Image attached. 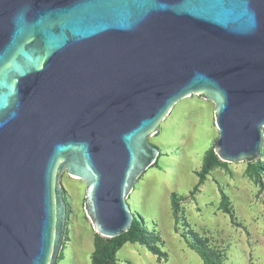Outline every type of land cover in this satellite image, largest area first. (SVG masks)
<instances>
[{
  "label": "water",
  "instance_id": "water-1",
  "mask_svg": "<svg viewBox=\"0 0 264 264\" xmlns=\"http://www.w3.org/2000/svg\"><path fill=\"white\" fill-rule=\"evenodd\" d=\"M193 93L215 103L218 158L257 159L264 0H0V264H57L63 171L95 233L126 232L148 137Z\"/></svg>",
  "mask_w": 264,
  "mask_h": 264
},
{
  "label": "rangeland",
  "instance_id": "rangeland-1",
  "mask_svg": "<svg viewBox=\"0 0 264 264\" xmlns=\"http://www.w3.org/2000/svg\"><path fill=\"white\" fill-rule=\"evenodd\" d=\"M214 107L193 93L175 103L148 137L158 157L126 201L155 249L126 242L117 252L119 264H208L197 246L217 252L218 264H264V126L257 159L220 160L198 183L203 157L218 138ZM58 182L67 215L56 263L90 264L97 233L85 211L87 185L66 171Z\"/></svg>",
  "mask_w": 264,
  "mask_h": 264
},
{
  "label": "trees",
  "instance_id": "trees-1",
  "mask_svg": "<svg viewBox=\"0 0 264 264\" xmlns=\"http://www.w3.org/2000/svg\"><path fill=\"white\" fill-rule=\"evenodd\" d=\"M261 152L263 151L261 150ZM220 164L221 161L214 153L213 148L209 149L203 157L201 169L197 174L198 183L203 182L209 171ZM172 197H175L174 193L172 194ZM172 203L175 213H177L179 208L178 203H176V200L172 201ZM147 236V232L142 225L141 219L133 215L131 226L123 234L111 238L102 237L98 234L94 235V250L90 264H119L117 252L126 242H139L149 246L151 250L155 249L154 246H150L148 243ZM198 241L202 244L201 240ZM197 248L201 251L202 255H205L208 264H218L219 254L217 252L204 247L203 250L198 246Z\"/></svg>",
  "mask_w": 264,
  "mask_h": 264
}]
</instances>
